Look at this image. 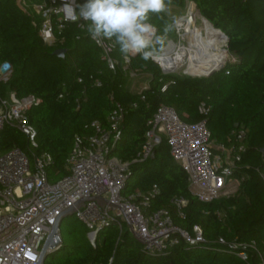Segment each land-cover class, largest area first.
<instances>
[{"label":"trees","instance_id":"1","mask_svg":"<svg viewBox=\"0 0 264 264\" xmlns=\"http://www.w3.org/2000/svg\"><path fill=\"white\" fill-rule=\"evenodd\" d=\"M82 2L75 0L78 11ZM189 2L227 37L225 49L234 60L209 77H188L163 75L150 59L131 57L129 69L150 77L142 101L130 90L131 79L121 66L114 72L107 69L87 30L69 24L62 31V42L49 47L38 36L39 16L30 15L16 0H0V64L8 62L12 69L9 81L0 83V96L13 92L19 98L31 95L40 100L27 119L36 131L34 153L52 158L47 168L49 183L67 176L65 165L75 136L88 135L87 126L93 121L106 126L110 95L125 110L121 138L111 156L125 163L133 161L146 122L159 105L173 109L181 122L197 124L201 121L197 106L205 102L210 107L206 125L211 140L225 148L233 144L232 132L246 131L234 174L239 186L232 196L210 203L190 195L187 175L173 162L164 142L155 148L153 158L130 165L122 195L146 193L155 185L159 194L150 201L151 209H166L173 225L191 237L193 227H199L204 244L179 240L166 254L152 257L128 230L112 225L98 232L92 247L87 229L73 215L62 221L61 246L43 264H109L110 260V264H264V0H171L169 9L183 10ZM149 22L159 34L175 37L173 27L164 33L165 25L171 24L166 12L150 13ZM162 46H156V52ZM57 49L66 51L64 59L53 55ZM114 57L121 65L118 46ZM12 148L26 151V138L5 126L0 152ZM174 199L186 202L183 217L172 205ZM219 239L254 241L256 251H248L243 261L219 245Z\"/></svg>","mask_w":264,"mask_h":264},{"label":"built area","instance_id":"2","mask_svg":"<svg viewBox=\"0 0 264 264\" xmlns=\"http://www.w3.org/2000/svg\"><path fill=\"white\" fill-rule=\"evenodd\" d=\"M16 1L30 15L39 16L38 36L49 47L62 42V31L69 24H74L80 31L87 30L88 22L80 18L73 19L74 16L78 17L75 0H53L50 4L42 0L36 3ZM198 16L194 4L187 3L184 15L173 23V33L178 42L168 40L164 35L163 42L156 45H163L164 48L155 52L150 60L163 75H171L183 68L165 70L155 57L163 56L169 48L175 51L180 47L188 48L189 43L183 42L186 38L190 42L191 38L198 35ZM88 36L100 51V59L108 70L114 72L121 66L129 79L138 76L129 69L130 58L134 56L128 62L122 58L120 65L114 57L116 47H113L112 41L105 40L102 45H98ZM109 61L115 64L114 70L109 67ZM11 73L10 64L1 63L0 83H7ZM183 73L189 75L184 69ZM78 82L81 80L78 79ZM95 85L99 87L100 82L95 81ZM165 88L163 86L161 91ZM147 89L138 93L140 100H144L142 92ZM109 101L112 108L106 126L93 121L87 126L90 130L88 135L75 136L66 160L67 176L56 183H49L47 168L52 164V158L47 153H34L37 148L36 131L27 119V113L38 106L40 100L31 95L19 98L13 92L0 96V135L8 126L20 132L27 142L26 151L12 148L0 152V264H37L51 227L57 217L69 208L75 209L74 216L87 229V238L88 234L92 235L91 239L88 238L92 247H95L98 232L112 225L120 231L128 230L141 244L144 253L152 257L166 254L179 240L190 245L205 243L199 227H193L191 237L173 225L166 209H151L150 201L159 194L155 185L146 193L122 195L131 174L130 165L151 158L155 148L164 142L173 162L187 175L190 195L201 203H210L220 196L229 197L236 192L239 180L234 174L239 169L236 162L244 151L246 131L240 129L232 132L233 144L225 148L211 140L206 125L210 107L205 102L197 106V113L201 117L197 124H185L173 109L159 105L146 122L143 141L133 161L125 163L111 156L121 138L125 110L112 95ZM234 186L235 191L231 194ZM82 199L88 201L76 208L75 205ZM172 205L183 217L182 209L186 202L174 199ZM220 216L217 214V217ZM54 241L61 243L60 236ZM217 243L243 261L247 260L248 251H256L254 241L227 243L219 239ZM55 251L51 249L50 253Z\"/></svg>","mask_w":264,"mask_h":264},{"label":"clouds","instance_id":"3","mask_svg":"<svg viewBox=\"0 0 264 264\" xmlns=\"http://www.w3.org/2000/svg\"><path fill=\"white\" fill-rule=\"evenodd\" d=\"M170 3L171 0H83L78 5V17L73 19L88 22L87 32L98 45L112 41L125 62L136 55L148 61L153 58L156 45L164 40V35L149 22V14L167 12ZM173 26L166 24L164 33ZM109 67L114 70L115 64L109 61Z\"/></svg>","mask_w":264,"mask_h":264},{"label":"bare ground","instance_id":"4","mask_svg":"<svg viewBox=\"0 0 264 264\" xmlns=\"http://www.w3.org/2000/svg\"><path fill=\"white\" fill-rule=\"evenodd\" d=\"M203 34L190 39L189 47H180L177 51L169 48L163 56L157 55L155 58L165 70L183 68L185 73L191 71V76L205 74L209 69L220 66L224 63L226 55L219 48V44L225 42L220 33L214 30L206 21L202 19ZM186 64V65H185Z\"/></svg>","mask_w":264,"mask_h":264},{"label":"water","instance_id":"5","mask_svg":"<svg viewBox=\"0 0 264 264\" xmlns=\"http://www.w3.org/2000/svg\"><path fill=\"white\" fill-rule=\"evenodd\" d=\"M203 20L206 21L205 19H203ZM214 30H216V29H214ZM221 37H223L225 42H227V37L223 33H221ZM65 54H66V51L64 49H57L53 52V55L56 56L57 58H60V59H64ZM224 64L225 63L221 64L220 66H216V67L209 69L205 74L196 75V76H198V77H209L212 73L221 69L224 66ZM235 127H237V126H235ZM153 157H154V153L152 154L151 158H153ZM89 200H92V199H89ZM85 201H88V200L87 199L80 200L75 205V207L79 208ZM74 211H75L74 208H69V209L65 210L64 212H62L57 217L54 225L50 229V233L48 234V236H47V238H46V240H45V242H44V244L40 250V254H39L37 264H43L46 257L50 254V250L51 249L57 250L61 246V243L55 242L54 240L56 239L57 236H60V227H61L62 221L67 217H72L74 215ZM91 237H92V235L88 234V238L91 239Z\"/></svg>","mask_w":264,"mask_h":264},{"label":"rangeland","instance_id":"6","mask_svg":"<svg viewBox=\"0 0 264 264\" xmlns=\"http://www.w3.org/2000/svg\"><path fill=\"white\" fill-rule=\"evenodd\" d=\"M184 13H185V8L183 9V10H178V9H176V8H172V9H169L167 12H166V14H167V16H168V18H169V20H170V22H171V24H173L174 23V21H176L179 17H181L182 15H184ZM202 17H200V16H198L197 17V19H196V27H197V29H200V30H202L203 31V23H202ZM210 25V24H209ZM200 34H203L202 32H199ZM168 40H171V41H173V42H175V43H177L178 41H177V39L174 37V38H172V36H169L168 38H167ZM189 43V40H188V38H186L185 40H184V42H183V44H188ZM163 44H165V43H163ZM224 44H226V42H224V43H222V44H219V48L222 50V52H223V54L224 55H226V58L224 59V63H226V62H228V61H233L234 60V58L233 57H231L229 54H228V52H225L224 50H226L225 49V45ZM164 48V46H162V49ZM161 49V50H162ZM185 72H186V70H185ZM187 72H189V74H191L192 72L191 71H187ZM171 75H175V76H188V77H198V76H189V75H186V74H184L183 73V69L182 70H180V71H178V72H176V73H173V74H171ZM149 76L148 75H140V76H137L135 79H132L131 81H130V85H131V87H130V90L132 91V92H135V93H139L140 91H142L144 88H147L148 87V81H149ZM231 181H233V179H231ZM235 186L233 187V188H231V190L232 191H230V193L231 194H233L234 193V191H235ZM230 190V189H229ZM227 193H229V191H227ZM222 197H224V196H220V198H222ZM226 197V196H225ZM224 197V198H225Z\"/></svg>","mask_w":264,"mask_h":264},{"label":"crops","instance_id":"7","mask_svg":"<svg viewBox=\"0 0 264 264\" xmlns=\"http://www.w3.org/2000/svg\"><path fill=\"white\" fill-rule=\"evenodd\" d=\"M172 8H174V7H171L170 9H172ZM215 143V142H214ZM217 145V144H216Z\"/></svg>","mask_w":264,"mask_h":264}]
</instances>
